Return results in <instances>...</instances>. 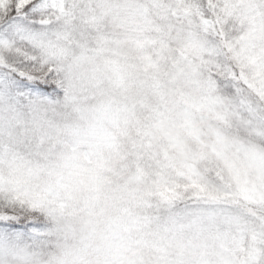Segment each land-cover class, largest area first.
Returning <instances> with one entry per match:
<instances>
[{
  "label": "snow or ice",
  "instance_id": "obj_1",
  "mask_svg": "<svg viewBox=\"0 0 264 264\" xmlns=\"http://www.w3.org/2000/svg\"><path fill=\"white\" fill-rule=\"evenodd\" d=\"M0 264H264V0H0Z\"/></svg>",
  "mask_w": 264,
  "mask_h": 264
}]
</instances>
